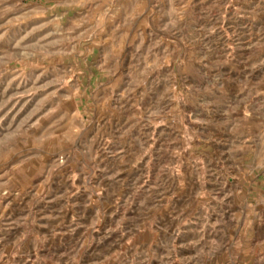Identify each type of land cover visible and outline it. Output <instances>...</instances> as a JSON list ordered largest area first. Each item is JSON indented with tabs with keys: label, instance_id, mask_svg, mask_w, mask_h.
Masks as SVG:
<instances>
[{
	"label": "rangeland",
	"instance_id": "1",
	"mask_svg": "<svg viewBox=\"0 0 264 264\" xmlns=\"http://www.w3.org/2000/svg\"><path fill=\"white\" fill-rule=\"evenodd\" d=\"M0 264H264V0H0Z\"/></svg>",
	"mask_w": 264,
	"mask_h": 264
}]
</instances>
